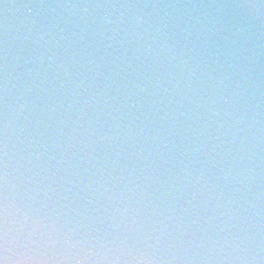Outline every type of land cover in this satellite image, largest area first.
Masks as SVG:
<instances>
[{
  "label": "clouds",
  "instance_id": "9594fccd",
  "mask_svg": "<svg viewBox=\"0 0 264 264\" xmlns=\"http://www.w3.org/2000/svg\"><path fill=\"white\" fill-rule=\"evenodd\" d=\"M0 264H264V0H0Z\"/></svg>",
  "mask_w": 264,
  "mask_h": 264
}]
</instances>
